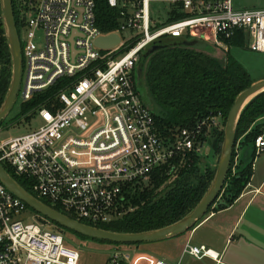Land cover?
I'll use <instances>...</instances> for the list:
<instances>
[{
	"label": "built area",
	"instance_id": "2783aa9c",
	"mask_svg": "<svg viewBox=\"0 0 264 264\" xmlns=\"http://www.w3.org/2000/svg\"><path fill=\"white\" fill-rule=\"evenodd\" d=\"M106 1L120 10L118 28L109 33L97 25V0H20L23 101L66 83L52 105L39 109L38 128L8 140L0 136V164L24 178L30 194L92 227L122 215L128 186L148 182L179 156L199 154L202 137L219 125L213 117L163 135L137 91L134 71L144 51L164 38L227 50L224 40L243 35L251 52L264 55V9L235 10L232 0H163L184 17L153 28L150 3L158 0ZM38 31L44 32L40 47ZM116 33L121 41L115 48L95 46ZM255 147L257 155L264 153V134ZM28 210L0 180V264H79L80 253L66 245L61 232L47 229L48 219L35 215L26 222ZM184 255L216 264L222 258L190 243ZM121 256L115 252L108 264L130 261Z\"/></svg>",
	"mask_w": 264,
	"mask_h": 264
},
{
	"label": "trees",
	"instance_id": "16d2710c",
	"mask_svg": "<svg viewBox=\"0 0 264 264\" xmlns=\"http://www.w3.org/2000/svg\"><path fill=\"white\" fill-rule=\"evenodd\" d=\"M12 2L15 24L20 33L23 24L20 18V0H12ZM96 15L97 25L103 32L109 33L118 28L120 10L109 7L106 0H97ZM173 15L174 20L184 17L183 14L173 13ZM224 42L229 48H248L243 35ZM201 43L202 45L198 47H187L182 43L161 41L157 44L159 50L148 57L145 84L159 130L163 135L169 132L174 134L182 129H193L213 117L219 118L225 127L229 112L238 95L256 82L231 55L230 50L226 52L225 59L218 60L207 54L206 49L209 45ZM12 71V57L0 7V108L10 88ZM134 76L137 78V69L134 71ZM65 83L66 80H61L56 87L36 94L30 101L23 103L24 111L35 112L42 106L52 105ZM260 120H264V92L252 100L240 115L235 138L236 148L226 183L208 213L228 208L250 183L253 164L257 157L255 141L258 136L264 134V121L259 123ZM223 140L224 130L219 127L202 137L203 144L210 143L218 155L221 153ZM245 146H251L253 154L251 162L243 166L240 161L236 163V158L239 150ZM184 159V162L174 168L168 170L161 168L156 171L151 182L128 186L120 218L96 227L116 233H141L165 228L187 216L206 194L216 169H208L205 175H201L197 167L201 157L197 153H188ZM4 167L23 189L32 193L24 178L17 177L10 168ZM221 200L225 203H220ZM43 203L49 205L47 201ZM84 224L93 226L86 222ZM53 225L61 233L72 232L83 240L90 239L57 224Z\"/></svg>",
	"mask_w": 264,
	"mask_h": 264
},
{
	"label": "rangeland",
	"instance_id": "374dc122",
	"mask_svg": "<svg viewBox=\"0 0 264 264\" xmlns=\"http://www.w3.org/2000/svg\"><path fill=\"white\" fill-rule=\"evenodd\" d=\"M232 1L234 3L233 8L235 10L253 8V6L256 8H264V0ZM172 8L173 6L171 3L163 0L151 2L150 17L152 20V27L154 28L157 24H166L169 20H171V18L174 16L173 13L175 14V12H172ZM27 15L29 16L30 13H27ZM43 39L44 32L38 31L35 46L40 47L43 43ZM161 41L166 43H182L183 45H189L195 42L193 40L187 41L184 39L173 38H164ZM208 44L212 48L211 51H209L210 53L208 52L207 54L213 58L223 60L225 59L226 52L230 50L231 55L248 71L252 80L257 82L264 79V55L253 53L248 48H229L228 45L224 44L227 47V50H225L224 48L221 49L215 47L212 43ZM147 52L148 49L140 55V62L137 64V91L141 95L143 102L153 110V107L150 103L151 100L149 93L145 84V75L149 65L148 57L150 56L146 55ZM23 89L24 78L22 79L20 91L18 93L13 110L8 115V117L3 120V122H1L2 124L0 123V136L2 140H8L10 138L22 136L30 131L35 130L41 125V120L39 119V109L35 112L29 110L24 111L22 105L26 102L22 99ZM43 107L44 106H42L40 109ZM263 121L264 120H260L259 123H263ZM218 124V127L224 130L225 127L223 126L222 122L219 121ZM198 155L201 157V160H199L197 163V167H199L201 175H205L208 169L214 170L217 168L220 155H218L215 150H213V147L210 143L202 145L201 152ZM186 156L187 155L179 156L173 161L163 165L161 168L167 170L168 168H174L179 163L184 162V158ZM239 156L240 152L236 158V163L240 160ZM262 159L264 160V153L259 155L257 162L258 160ZM154 174L155 172L153 175ZM153 175L150 177L148 182H151ZM255 206L258 205L255 204ZM208 214L199 220L198 223L200 224ZM35 215H37V213L30 208L27 214L24 215V217L27 218L26 222H32ZM38 216L42 217L41 215ZM218 222L217 224H219ZM52 223L50 228L48 227L47 229L57 230L56 226L53 225L55 223ZM212 225L215 226L216 224H208L207 226H204L203 228L194 232L195 234L190 240H188V237L191 233L189 231L176 236L177 238L169 240L166 239L162 240L161 242L158 241L143 243L140 245L102 243L93 240L92 238L83 240L76 234L66 231L62 232V234L64 235L66 243L80 253L81 257L79 264H107L115 252L122 254V260H124L125 255L130 257V261L125 260L124 264H154L157 260H164L170 264H216L209 259L200 261L194 257H191L190 255L182 256L184 247L187 243H190L191 245H200L203 243L206 244L208 248H210L213 247L214 244L223 242V237L220 236V231H218L219 229L216 226L213 228ZM239 233L242 234V230ZM263 233L264 231H262V234ZM253 238L254 239H251V237L240 238L238 234L235 239V244L229 245L226 251L227 255H225L223 260L221 259V262L223 261L225 264H264V243H261V241L255 237ZM251 242L256 244L255 248L249 245Z\"/></svg>",
	"mask_w": 264,
	"mask_h": 264
},
{
	"label": "water",
	"instance_id": "95a60500",
	"mask_svg": "<svg viewBox=\"0 0 264 264\" xmlns=\"http://www.w3.org/2000/svg\"><path fill=\"white\" fill-rule=\"evenodd\" d=\"M0 7L3 15L5 33L8 40L13 65L10 88L2 107L0 108L1 123L13 110L18 97L22 77V53L19 34L14 20L12 0H0ZM120 41V35L116 33L97 39L95 46L101 50H108L115 48L120 43ZM198 45L200 46L202 43L195 41L193 44L185 46L198 47ZM157 50H159L158 45H153L148 49L146 55H151ZM263 92L264 79L253 83L249 88L238 95L227 117L221 153L218 160L216 173L209 189L199 204L187 216L165 228L141 233H116L88 226L82 222L70 218L69 216L38 200L32 194L23 189L1 164L0 180L11 193L24 201L27 206L34 210L37 214L47 218L50 222H53L65 229L95 240L107 241L114 244H143L176 237L185 232H189L191 229H194L198 221L208 213L210 208L219 198L225 186L233 152L236 148L235 138L240 115L245 107Z\"/></svg>",
	"mask_w": 264,
	"mask_h": 264
},
{
	"label": "crops",
	"instance_id": "0c3cea01",
	"mask_svg": "<svg viewBox=\"0 0 264 264\" xmlns=\"http://www.w3.org/2000/svg\"><path fill=\"white\" fill-rule=\"evenodd\" d=\"M232 4L234 6L233 1ZM245 9H264V8L263 7L256 8L253 6V8H245ZM245 9H238V10H245ZM211 48L212 47L209 45L206 49V52L208 53L209 51H211ZM239 152H240L239 161L241 162V164L243 166L249 164L251 162L253 148L251 146H245L241 148ZM259 155H257L253 164V176L250 180V183L247 185L244 192L242 193V195L228 208L218 212L212 211L211 213H209L200 224H198L192 231H190L191 233L188 237V240L192 239V236H194L195 234L194 232H196L197 230L203 228L204 226H207L208 224L215 223L216 224L215 226L219 229L218 231H220L219 232L220 236L223 237V242L214 244L213 246L214 248L213 247L210 248L220 253L222 260L225 258V255H227L226 251L229 245L235 244V239L238 236V234L240 238L251 237V239H254L253 237H255L256 239L260 240L261 243H264V236H263L264 233L262 234V231H264V227H263L264 160L263 159L258 160L257 162ZM220 203L223 204L225 203V201L221 200ZM255 204H257L258 206H255ZM217 222L219 224H217ZM212 226L213 228H215L214 225ZM241 230H242V234L239 233ZM173 238H177V237H173ZM200 245L207 246L206 244L203 243H201ZM200 245H196V246H200ZM249 245L253 246L254 248L256 247V244L253 242H251ZM223 263L224 262L222 261L220 264Z\"/></svg>",
	"mask_w": 264,
	"mask_h": 264
}]
</instances>
